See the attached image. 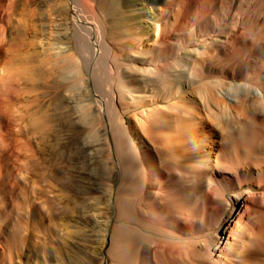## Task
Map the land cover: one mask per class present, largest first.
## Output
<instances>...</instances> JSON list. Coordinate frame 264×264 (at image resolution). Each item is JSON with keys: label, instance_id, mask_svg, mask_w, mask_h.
Here are the masks:
<instances>
[{"label": "bare ground", "instance_id": "6f19581e", "mask_svg": "<svg viewBox=\"0 0 264 264\" xmlns=\"http://www.w3.org/2000/svg\"><path fill=\"white\" fill-rule=\"evenodd\" d=\"M0 264H264V0H0Z\"/></svg>", "mask_w": 264, "mask_h": 264}]
</instances>
